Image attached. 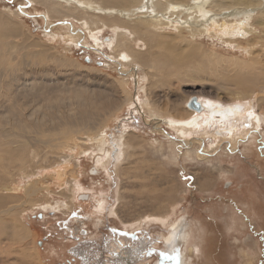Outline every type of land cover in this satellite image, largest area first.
<instances>
[{
    "label": "rangeland",
    "instance_id": "rangeland-1",
    "mask_svg": "<svg viewBox=\"0 0 264 264\" xmlns=\"http://www.w3.org/2000/svg\"><path fill=\"white\" fill-rule=\"evenodd\" d=\"M31 1L0 0V13L24 34L0 39V51L7 53L13 43H36L32 51L46 48L63 59L61 67L43 57L36 59L54 67L39 69L64 84L60 92L70 94L79 83L85 91L114 96L118 108L100 127L106 132L101 146L109 158L97 151L93 141L97 127L94 135L71 130L39 141L31 136L24 154L0 160V208L9 210L0 214V220L13 233L9 238L0 236V249L11 251L9 257L1 254L2 263L12 264L20 259L15 256L25 254L31 264L37 258L40 264H181L185 254L186 264H264V102L260 103L264 83L259 82L261 75L249 50L228 41L232 36L223 39L204 33L194 38L188 32V40L193 38L203 53L214 56L215 64L203 65L195 58L199 49L195 52L187 40L174 44L177 49L182 46L180 51L190 54L195 64L189 65L184 78L164 80L155 90L154 111L161 118L182 116L193 97L241 106L243 115L252 110L260 117V127L236 138V146L230 134L218 137L219 124L204 136L183 138L142 108L148 101L149 78L138 66H119L108 47L109 38L115 37L111 29L99 34L98 46L81 21L52 19L47 7ZM247 8L251 18L226 17L233 32L246 29L240 32L243 42L264 35L261 10L257 4ZM127 77L129 84L123 85ZM37 106H28L27 114ZM1 129L5 132L6 127ZM129 134L138 136L139 145L123 154L120 145ZM92 169L97 174H91ZM176 222L186 224L187 238L170 251L165 239Z\"/></svg>",
    "mask_w": 264,
    "mask_h": 264
},
{
    "label": "bare ground",
    "instance_id": "bare-ground-1",
    "mask_svg": "<svg viewBox=\"0 0 264 264\" xmlns=\"http://www.w3.org/2000/svg\"><path fill=\"white\" fill-rule=\"evenodd\" d=\"M32 1L47 7L48 15L52 19L74 18L81 21L83 25H85V28L90 29V38L96 39L98 41V46V38L101 36L99 34L103 30L108 28L111 29L115 37L113 38L112 36V38H109L108 47L110 49L112 48L114 56L120 61L119 66L123 68L138 66L149 78L146 90L148 101L141 105L142 108L151 118H154V120H159V122L161 121L163 124L175 129L177 134L181 137L185 138L195 134L204 136L208 133L209 127H212L214 124H219L220 131H217L219 134L218 137L223 136L224 133H226V135L230 134L233 146H236V138H241L254 131V128L260 127V117L254 114L252 110L248 113H246L247 110H245L244 112L246 114L243 115L242 111L244 109L241 106L225 107L218 103L213 104L200 99L203 107L201 113L189 109L186 104L182 116L176 117L174 115H167L164 116V118H161V115L154 111V106L157 104L155 90L158 89L161 83L163 84L164 80L171 81L176 76L184 78L186 74L190 73L189 65L194 58L190 54L184 53L182 50L180 51L182 46H179L180 48L177 49V46L174 44L178 42V40L184 41L185 39L193 48L199 47L197 49L194 48L195 52L199 49V51L196 52V57H194L201 59L199 62L200 64H207V61H210L209 64L216 63L214 56L211 53H203V51L200 50V45L197 46L193 38L187 39L189 36L187 35L188 32L194 38L199 37L198 34L202 35L204 33L221 35L220 38H223V36L225 37V35V38L234 37V39H228V41L236 43L239 45V48H247L249 50L250 59L257 66V73L259 76L261 75L259 82L263 81L264 83V35H261V37H255L253 35L255 38L243 42L241 39L242 37L240 38V32L246 33V29H238L240 31L235 30V32H233L231 27L226 26L229 20L226 18L227 16L234 17L245 15L248 19L252 11L247 7L254 6L255 4H257L258 9L261 10V14L264 16V0ZM238 4L242 7L236 8V11L234 10L235 12L226 11L232 6H238ZM220 15H223L224 18L221 19ZM8 18L9 17H6L2 12L0 13V39L6 36H10L11 39V37H17L14 35H24L21 28ZM260 21L264 24V21ZM217 23L218 25L216 26ZM216 28L218 32H216ZM210 29H212V31H210ZM171 31H173V33L176 31V35L179 36L176 37ZM232 32L234 33L233 35H231ZM69 40L75 42L74 38H69ZM187 42L186 44L188 45ZM8 43L9 45L11 44L10 42H7V44ZM13 44L10 45V47L8 46L11 49H8L7 53L0 51V160L4 159L6 156L19 157L18 152L22 153L25 151L27 142L30 141L29 137L31 136L32 139L39 141L46 137L51 138V135L62 136L61 134L65 131L70 132L71 130L75 133L85 132L88 133V135H92L97 127L99 128L94 132L96 135L93 134L95 136L93 141L96 144L97 151L102 152L104 156L106 155L107 158H109V152H105L101 146L106 141V132L105 130H101L102 128L100 127L102 126L101 122L118 108L115 104L116 99L114 100V96L111 97L102 90L85 91L82 87L78 86L79 83L75 88L71 89L70 94L66 95L64 92H60L64 84H60L58 80L52 79V73L48 72L44 76L41 73L42 69H39L44 68L48 70L52 67H48V64L45 63L46 61L38 62L36 59L38 57H43V59H47L48 61L51 60L52 63H56L59 67H61L62 64H60V61L63 59L59 57V55H56V53L52 52L51 54L50 50L46 48L39 52L32 51V49L36 47V43L33 44L31 41H26L25 44L19 43L20 45H17L18 43ZM141 47L144 48L140 49ZM183 47H185L184 44ZM26 49L27 51H24ZM15 52H21L23 56L19 57ZM47 55L49 56L47 57ZM193 63L191 65H193ZM233 63L236 64L239 62L235 61ZM30 64L33 68L30 67ZM229 64L227 62L226 65ZM230 65L233 66V64ZM28 67H30V69ZM235 67L237 66L235 65ZM53 68L52 70H54ZM197 68L200 69V67ZM135 71H137L136 67ZM45 78L50 80L45 81ZM127 84H129V77L123 78V85ZM68 95L69 97L67 98ZM128 100H130V96ZM64 101H66L67 104H65ZM261 102H264V96L260 99V103ZM35 103L39 106L35 109L34 106L33 110L31 109L32 111L27 114L28 111L26 112V109H28V106H32ZM152 103L153 108L151 106ZM169 109L172 108L170 107ZM203 115H205V117ZM33 117H35V119ZM236 121L241 123L236 126ZM3 127H6L5 132L1 129ZM233 128L237 129L236 132ZM139 141L138 136L129 134L120 145L123 154L125 150L133 151L135 147L139 145ZM133 153L134 154L131 155L137 154L135 152ZM117 159L118 161L121 160L119 155H117ZM0 214H9L8 208L5 210L0 208ZM158 220L164 225L167 224L165 219H154V221ZM3 224L4 223L0 220L1 238L5 236L7 238L13 237V233L6 229ZM187 228L185 223L180 222L171 225L169 236L165 239L170 251L177 249L178 242H182L187 238ZM12 231H14V229H12ZM12 239L13 238L9 241H12ZM4 253L6 257L11 255V251L0 249V264H3L2 260L4 256L2 255V257L1 254ZM15 257H19L20 259L14 261L12 264H31L27 261L25 254ZM185 257L186 255L183 254L181 264L187 263ZM35 263L40 264L38 258ZM163 263H165V261H160L157 264Z\"/></svg>",
    "mask_w": 264,
    "mask_h": 264
},
{
    "label": "water",
    "instance_id": "water-1",
    "mask_svg": "<svg viewBox=\"0 0 264 264\" xmlns=\"http://www.w3.org/2000/svg\"><path fill=\"white\" fill-rule=\"evenodd\" d=\"M29 3V2H28ZM30 4V3H29ZM187 107L191 110H195L197 113H201L203 107L202 104L200 102V99H198L197 97H193L192 99H190V101L187 103ZM92 169L90 171L91 174H97V172ZM40 218H42V215L39 216Z\"/></svg>",
    "mask_w": 264,
    "mask_h": 264
},
{
    "label": "flooded vegetation",
    "instance_id": "flooded-vegetation-1",
    "mask_svg": "<svg viewBox=\"0 0 264 264\" xmlns=\"http://www.w3.org/2000/svg\"><path fill=\"white\" fill-rule=\"evenodd\" d=\"M68 264H72V262H68Z\"/></svg>",
    "mask_w": 264,
    "mask_h": 264
}]
</instances>
